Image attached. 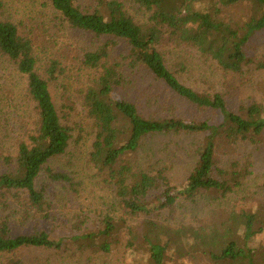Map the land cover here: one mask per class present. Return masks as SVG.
Here are the masks:
<instances>
[{"label":"trees","instance_id":"trees-1","mask_svg":"<svg viewBox=\"0 0 264 264\" xmlns=\"http://www.w3.org/2000/svg\"><path fill=\"white\" fill-rule=\"evenodd\" d=\"M50 1L70 27L103 40L82 59L90 67L102 66L101 75L83 91L88 115L96 127L90 160L105 174V182L114 186L129 216L117 220L107 214L96 229L75 234L68 241L82 251L109 253L126 233L128 264H169L176 257L192 260L199 256L219 264L264 263V254L257 248V237L264 235V218L257 211H234L222 223L203 229L191 225L175 228L152 217L180 199H194L205 192L214 196L232 192L239 182L219 166L218 150L223 144H257L264 132V99L236 111L221 93L199 92L186 85L168 67L160 48L166 34L179 44L196 48L225 71L240 73L253 65L264 69V58L257 59L252 47L255 35L264 31V0H130L150 13L143 23L119 0H99L93 11L82 10L76 0ZM241 6L248 11L244 19L227 15ZM3 7L0 0V52L27 76V91L35 103L37 118L27 136L19 140L16 156L2 155L7 171L0 174V204L2 197L25 195L30 208L42 211L46 188L37 183L42 171L46 169L53 181H71L68 174L47 166L66 152L72 138V127L61 121L50 90V82L63 67L58 59L49 60L44 69L39 67L32 39L22 34L18 24L2 17ZM122 42L127 53L119 52L114 58ZM112 57V62L103 63ZM140 71L152 74L200 109L219 110L223 121L211 124L145 116L120 92ZM169 134H186L199 140L193 146L199 157L197 167L182 186L172 184L167 166L157 168L151 152L155 151L150 148V140ZM161 189L162 193L154 196ZM142 214L149 218L129 223L130 216L135 220L134 216ZM30 216L29 212L25 214V220ZM67 244L64 237L52 236L43 228L12 235L9 222L0 223V264H26L21 255L25 248L61 249Z\"/></svg>","mask_w":264,"mask_h":264},{"label":"rangeland","instance_id":"rangeland-1","mask_svg":"<svg viewBox=\"0 0 264 264\" xmlns=\"http://www.w3.org/2000/svg\"><path fill=\"white\" fill-rule=\"evenodd\" d=\"M119 1L139 22L148 21L150 13L147 10L130 0ZM3 2L2 17L18 24L22 34L32 39L38 66L44 69L52 59L61 62L63 71L50 82V90L61 121L72 127V138L66 152L47 164L54 171L68 174L71 181H53L48 171L43 170L37 183L39 187L46 188L44 210L30 208L25 195L2 197L0 223L7 220L12 235L43 228L52 236L64 237L68 242L61 249L29 247L21 250L26 264H128L126 233L109 253L91 249L82 251L68 241L75 234L96 229L107 214L117 220L129 217L116 196L114 186L105 182V174L90 160L96 127L88 115L83 91L101 75L102 66L90 67L82 59L103 40L70 27L50 0ZM76 3L82 10L93 11L99 0H76ZM227 15L244 19L248 11L241 6L229 10ZM252 47L257 59L264 58V31L255 35ZM160 48L168 67L183 83L199 92L221 93L233 110L239 111L243 105L264 99V69L253 65L240 73L225 71L215 61L202 56L196 48L186 43L179 44L169 34H166ZM117 49L114 58L119 56V52L127 53L124 42ZM112 60L113 57L104 59L103 63ZM132 80V84L120 92L135 102L147 117L195 119L211 124L223 121L219 110H203L190 104L148 72L140 71L133 75ZM36 114L35 103L27 91V76L19 70L16 62L0 52V174L7 171L2 155L16 156L18 142L34 126ZM197 141L195 136L186 134L161 135L150 140L157 168L167 166L173 185L182 186L197 167L199 157L193 149ZM217 156L219 166L239 182L232 192L217 197L205 192L194 199H180L173 207L163 210L160 215L156 212L152 217L175 228L191 225L196 229L222 223L230 213L240 210L257 211L264 218V132L257 144H223ZM161 193L162 189L154 196ZM28 212L31 216L26 221L24 216ZM131 217V225L149 218L144 214L134 216L135 222ZM257 248L259 254H264V235L257 237ZM169 264L219 263L199 256L192 260L176 257Z\"/></svg>","mask_w":264,"mask_h":264}]
</instances>
